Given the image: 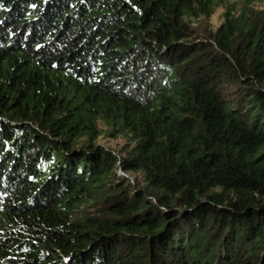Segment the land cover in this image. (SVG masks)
Wrapping results in <instances>:
<instances>
[{
  "label": "trees",
  "instance_id": "16d2710c",
  "mask_svg": "<svg viewBox=\"0 0 264 264\" xmlns=\"http://www.w3.org/2000/svg\"><path fill=\"white\" fill-rule=\"evenodd\" d=\"M261 1L0 0V264H264Z\"/></svg>",
  "mask_w": 264,
  "mask_h": 264
},
{
  "label": "rangeland",
  "instance_id": "374dc122",
  "mask_svg": "<svg viewBox=\"0 0 264 264\" xmlns=\"http://www.w3.org/2000/svg\"><path fill=\"white\" fill-rule=\"evenodd\" d=\"M230 4H234L237 8H240L243 4L247 3L256 8H262L263 4L261 0H226ZM224 12H225V4L221 3L216 8L214 15L209 19L210 28L212 30H216L224 21ZM102 130H105L103 126L100 127ZM95 143L99 146H104L111 150L118 152L119 154H125L127 150L132 147V143H130L128 137L120 136L117 138L108 137L106 133H103L100 137H98ZM121 176L130 177L132 179H137L141 184L144 182V179L141 174H125L124 172H119ZM144 186V183H143Z\"/></svg>",
  "mask_w": 264,
  "mask_h": 264
}]
</instances>
